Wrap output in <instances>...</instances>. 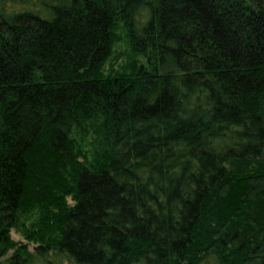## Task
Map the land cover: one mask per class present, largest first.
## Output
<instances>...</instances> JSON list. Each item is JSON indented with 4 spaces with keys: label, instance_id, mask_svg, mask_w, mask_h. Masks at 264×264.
<instances>
[{
    "label": "trees",
    "instance_id": "16d2710c",
    "mask_svg": "<svg viewBox=\"0 0 264 264\" xmlns=\"http://www.w3.org/2000/svg\"><path fill=\"white\" fill-rule=\"evenodd\" d=\"M11 249L7 264H264V0H0Z\"/></svg>",
    "mask_w": 264,
    "mask_h": 264
},
{
    "label": "rangeland",
    "instance_id": "374dc122",
    "mask_svg": "<svg viewBox=\"0 0 264 264\" xmlns=\"http://www.w3.org/2000/svg\"><path fill=\"white\" fill-rule=\"evenodd\" d=\"M125 39H123L122 41H120L117 45H115V48H114V52H113V55H112V58H114V56H116V54L121 50H124L126 52L127 50V44H126V41H124ZM127 57H128V52H127ZM127 60V58L125 56H122L120 57L119 61H116L117 63L119 62V65L120 63H122L124 60ZM117 63H113V60H109L108 64L106 65L107 66V70H109L112 65L114 68H116L118 66ZM11 237L15 240H18L20 242V244L22 245H27L29 250H32L33 247H34V244L32 243H28L24 238L23 236L17 232L16 230H12L11 231ZM13 253V249L9 250L7 252V254H5L4 256H1L0 257V264H7V260L11 257Z\"/></svg>",
    "mask_w": 264,
    "mask_h": 264
}]
</instances>
